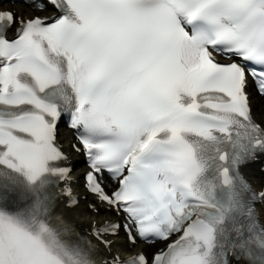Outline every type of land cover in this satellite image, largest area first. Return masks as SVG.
Returning a JSON list of instances; mask_svg holds the SVG:
<instances>
[{"label":"bare ground","instance_id":"1","mask_svg":"<svg viewBox=\"0 0 264 264\" xmlns=\"http://www.w3.org/2000/svg\"><path fill=\"white\" fill-rule=\"evenodd\" d=\"M18 5L10 6L8 3L3 2L0 3V8L3 10H9V11H15V16L20 18L22 21L24 19H30L31 17L40 14V12L36 11L35 5L31 2V0H16ZM16 19V18H15ZM18 23L17 20L14 23V27H17ZM251 106H252V114L255 119V121L260 123L264 126V100L260 99L258 96H251ZM261 104V105H260ZM260 105V106H259ZM263 106V109L261 110L262 116H258L255 113L256 108H261ZM260 114V113H259ZM59 139L62 141V143H66L68 140H70V136L67 132L62 130L59 135ZM70 152V159L73 164L79 165L82 163L81 157L74 154L71 149H69ZM264 166V163L261 165H256L257 169L254 166L250 167L253 172H250V178L249 181H251L252 187L258 192L263 188L264 183V174L259 171L260 166ZM76 176V175H74ZM80 179L77 178V182L79 183ZM77 183V184H78ZM81 195H85L84 193H81ZM94 205V209H97L98 214H93V212H90L88 210V205ZM67 201H58L57 206L55 208L56 214H58L60 217V220L63 221L71 231L77 233H83L87 234L88 232H91L93 229V222H95L97 225H101L103 223V220L107 217L112 216V212L107 211L103 206L96 203L92 197L87 196V202H80V205L73 209L66 207ZM264 217V215H263ZM264 219V218H263ZM113 242L110 245L109 248L101 247L102 249V255L104 258H111L113 255H122V252H132L136 253L140 250V246H132L130 247L126 241L122 238V236L119 234L116 238H112ZM108 249L111 251L109 252ZM110 253V254H108ZM232 264H243L242 262H233Z\"/></svg>","mask_w":264,"mask_h":264},{"label":"rangeland","instance_id":"2","mask_svg":"<svg viewBox=\"0 0 264 264\" xmlns=\"http://www.w3.org/2000/svg\"><path fill=\"white\" fill-rule=\"evenodd\" d=\"M9 4H10V3H9ZM262 100H264V99H262ZM260 105H261V104H260ZM260 105H259V106H260ZM262 109H263V106H261V108L259 107V108L254 109L256 115H258L259 117L262 116V114H261V110H262ZM259 113H260V114H259ZM252 169H257V168L255 167V168H252ZM252 169H250L249 172H253ZM88 210H89L90 212H93V214H96L94 210H91V209H88ZM260 210H261V213L264 215V204L261 206Z\"/></svg>","mask_w":264,"mask_h":264}]
</instances>
